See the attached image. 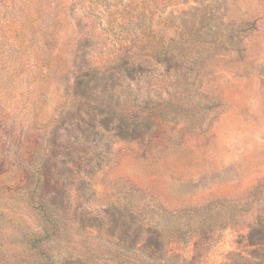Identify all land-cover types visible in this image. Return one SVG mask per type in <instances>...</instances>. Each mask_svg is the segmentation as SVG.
<instances>
[{
	"label": "rangeland",
	"instance_id": "374dc122",
	"mask_svg": "<svg viewBox=\"0 0 264 264\" xmlns=\"http://www.w3.org/2000/svg\"><path fill=\"white\" fill-rule=\"evenodd\" d=\"M137 52L182 64L179 99L131 136L98 81L95 102L71 84ZM154 65L140 97L165 80ZM40 209L50 264H257L264 0H0V264H48L27 242Z\"/></svg>",
	"mask_w": 264,
	"mask_h": 264
},
{
	"label": "trees",
	"instance_id": "16d2710c",
	"mask_svg": "<svg viewBox=\"0 0 264 264\" xmlns=\"http://www.w3.org/2000/svg\"><path fill=\"white\" fill-rule=\"evenodd\" d=\"M124 63L127 65L124 66L123 62H115L114 67L116 71H112L108 74H99V72L89 67L86 68H77L74 72L71 89L73 97L77 99H89L95 102V98L91 96L92 90L90 83L98 81L101 91L109 93V105H112L116 109L114 112L117 121L119 120L120 126L124 122L126 117L132 118V129L131 136L134 135L133 129H146V133L150 131L151 125L153 123L152 117L154 115H162L166 109L172 106V103L175 102L179 97L177 96V85L176 80H172L173 76L180 75L182 61L173 54H167L166 52H152L149 54L135 53L133 55L127 56L124 58ZM154 63H157L161 66L160 74L165 79L163 84H160L159 88L154 87L150 83L146 84V92L142 97L137 93L136 86L140 87L139 83L142 78V70L146 69V75L150 74L155 70ZM122 81L125 82V88L133 90L132 96H124L123 100L119 98L124 90L122 86ZM127 81V82H126ZM131 94V92H129ZM102 105H106L103 97L100 98ZM130 112L125 111L128 109ZM146 111V115L142 117L143 120L137 121L136 118H139V115L142 111ZM126 128L128 123H126ZM124 126L119 129H123ZM122 131V130H121ZM128 130H126L127 132ZM121 133V132H120ZM128 133V132H127ZM136 133V132H135ZM125 134H122L124 136ZM129 136V137H131ZM39 214H42L45 217L46 223L42 225V228L37 233V235L27 239L29 245L36 249L43 257L48 260V264L51 262V257L47 256V253L44 252L40 245L43 241L49 240L55 234V230L58 229L56 222L50 216V213L46 210L40 209ZM137 231H134L135 235L140 226L136 227ZM151 231L150 227H146V232ZM123 232V231H122ZM125 233V231H124ZM132 238V237H131ZM247 240L250 246H253V249L250 251L251 255L255 257L258 261L257 264L264 263V218H257L250 226L247 233ZM130 243V241H129ZM258 255V256H257ZM53 262V261H52ZM72 262L71 258H67L62 264H70Z\"/></svg>",
	"mask_w": 264,
	"mask_h": 264
}]
</instances>
